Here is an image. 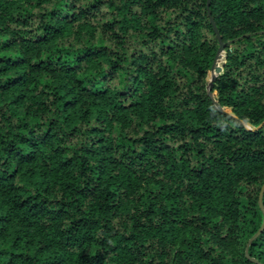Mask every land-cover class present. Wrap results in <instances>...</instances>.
<instances>
[{
  "label": "trees",
  "instance_id": "1",
  "mask_svg": "<svg viewBox=\"0 0 264 264\" xmlns=\"http://www.w3.org/2000/svg\"><path fill=\"white\" fill-rule=\"evenodd\" d=\"M209 11L248 129L207 0H0V264H264V0Z\"/></svg>",
  "mask_w": 264,
  "mask_h": 264
},
{
  "label": "water",
  "instance_id": "2",
  "mask_svg": "<svg viewBox=\"0 0 264 264\" xmlns=\"http://www.w3.org/2000/svg\"><path fill=\"white\" fill-rule=\"evenodd\" d=\"M209 5H210V0H207V10H208L209 22H210V24L212 26L213 32H214V34L216 36V39L219 42V48L217 50V53H216V56L214 58L213 64H212V66L210 68V72H209V74H210V81H209V84L207 86V95L210 98V100L212 101V104H213L214 108L217 111H219L220 113H222L224 115H227L229 118L235 120L238 124H240L241 126L245 127L246 129H248L246 127V125L242 121H240L237 117H235L231 112H229L227 110L220 109L217 106V104L215 103V101L213 100V96H212L211 90H212L213 81H214V78H215V72L218 71V69H216L215 66H216L217 59L219 58V55L223 52L224 44L221 42V38H220V36H219V34L217 32V29H216V27H215V25L213 23L212 18L210 17ZM263 124H264V122L262 124H260L258 126V128L262 127ZM249 130H252V129H249ZM263 190H264V184L261 186V191L259 193V199L261 198V195L263 193ZM260 207H261V204H260ZM263 228H264V218H263V223H262L261 227L259 228V230L257 231V233L255 234V236L253 238H255L262 231Z\"/></svg>",
  "mask_w": 264,
  "mask_h": 264
}]
</instances>
